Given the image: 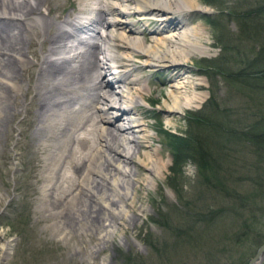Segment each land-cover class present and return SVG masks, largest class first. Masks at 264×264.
Here are the masks:
<instances>
[{"label":"rangeland","instance_id":"rangeland-1","mask_svg":"<svg viewBox=\"0 0 264 264\" xmlns=\"http://www.w3.org/2000/svg\"><path fill=\"white\" fill-rule=\"evenodd\" d=\"M21 1L23 2V0ZM54 1L48 0L52 8V13L48 17L49 20H53L58 24V21L61 23V20L64 19L63 17L75 15L78 2L75 0ZM84 1L89 2L90 5L96 4L95 0ZM99 1L97 0V2ZM130 3L125 4L126 11L131 12L127 16L130 23L129 28L140 31L141 33L137 36L147 43L150 39L149 31L156 29L159 24L146 21L140 22L137 16L133 14V6ZM199 3L203 9L210 11L203 10L206 12L191 13L190 22L201 24L208 33L210 39V41H206V44L210 47L208 54L206 53L205 56L193 55L184 63L182 68H174L168 71L160 68L152 69L136 59H132L128 64L130 79H136L138 82L133 86H127V90L129 88L142 90L141 94L130 95L132 101L134 99L132 107L136 108L133 117L138 123L143 122L144 129L147 131L146 134L149 136L147 144L143 142L142 135L138 140L142 141V145L157 150L160 159L168 163L167 170L163 172L160 179H154L151 187L145 185L144 180L148 178V175L142 171L137 163V165L135 164L137 169L143 172L139 171L135 176L138 182L130 191L137 195V201L132 207L123 210L128 220L134 218V225L132 226L130 223H128L129 225H123V222L114 218L113 213L110 214L112 211H115V213L117 210L119 211L117 206L104 205L102 202L91 205L79 204L80 206L76 204L78 200L87 203L93 201V197H86L85 194L89 193L84 189L82 190L81 186L85 182V178L86 180L91 178L88 176L89 172L91 170L95 171L92 168L97 165L98 161L94 158L90 160L89 169L82 168L83 164L78 163L80 167L77 165V168L72 170L73 174L68 172L71 170L69 168L60 170L59 173L64 176L60 179L61 182L67 180L70 176L77 175L78 177L82 175L79 176L80 189L67 196L65 201H48V196L54 195L59 198L66 194L69 188L59 189L58 191L53 189L50 195L45 191L49 183L44 178L49 177L50 183L53 182L54 185L60 175L57 173L49 175L42 172L41 162L45 155L43 152H47L44 147L53 144V139L50 137L52 130H48L47 135L41 134V130H39L38 133L40 134H38L35 133L34 125L35 123L38 124V121L48 123L50 118H47V115L54 114L57 110V113H59L62 107L53 103L54 101L48 96L49 100L44 103L41 110L37 105L35 106V100L28 95L21 98V101H24L22 103H26L25 106L27 105L26 112L23 111L15 118L9 117L13 96L10 87L0 82V92L5 93L3 94L5 100L9 99V102L5 103V112H0V249L5 244L10 247L11 251L0 264H237L247 261L254 255L261 245L258 237L254 232L253 237L250 235L249 241L239 243V245L234 242L236 236L235 238L232 236L234 232L237 233L242 211L238 208L228 209L231 208L234 201L220 187H217L215 180L202 177L196 164L191 162H188L182 168L179 176L170 173V167L172 166L171 151L173 149L170 146L171 142L167 140L168 134L176 136L178 139H174V142L179 145L181 140H185V137L193 132L199 133L209 145L217 142L218 137L212 131L205 126L197 128L193 121V118H197L198 114L209 113L207 106L211 99H216L221 108L231 110V120L236 122L239 119H249L251 112L257 114L258 109L264 106L262 95L259 94L250 95L254 97V100L250 101L248 98L243 97L240 91L234 93L233 96L227 79H224L225 76L219 75L221 71L218 69L220 67L235 72L239 71L243 68V65L239 63L243 52L248 50L250 46L256 45L257 49L264 44V31L259 36L252 37L257 41L242 42L243 44H241L242 40L247 39L246 29L242 26V19L245 17L246 19H252L255 14L254 11L263 5L264 0H200ZM40 8L45 10L42 6ZM55 16L57 17L55 18ZM107 18L112 21L114 16ZM3 25L5 26L3 28L7 30V34L12 33L10 32L12 29L10 28L11 24L0 23V26ZM83 36V33H77V38ZM219 37L222 41L219 40ZM83 38L86 40L85 37ZM68 43L73 44L70 41ZM1 44L0 40V50L2 48ZM226 45H230L231 50L223 54L222 51ZM46 47L45 44L43 47L37 44L33 49L35 53H38ZM79 50H83V48L79 46ZM109 50L110 48L107 49V51ZM114 52L122 54L119 49H114ZM63 53L58 56L67 57L69 54L67 51ZM235 58L238 59V63ZM229 59L236 63L233 65L225 63ZM219 60H223L221 66L218 65ZM112 64L113 66L116 65ZM3 66L5 65H1L0 79L10 83L15 75L14 68L9 60L8 67H5V70ZM34 71L33 78L29 83L23 74L18 76V81L23 87H26V85L31 86L36 78ZM113 72L115 71L113 70ZM177 73L189 76L192 80L202 79V85L197 89L207 94V96L199 107L185 109L183 112H178L169 118L165 115V108L162 107L163 98L158 96V91L160 89L166 95L168 92L167 81ZM10 76L11 78H9ZM114 86L117 87L116 83H114ZM211 91H213L212 95ZM142 96L146 101L141 98ZM258 100L259 102L263 100L259 106H257ZM31 104H33L32 107L37 113L38 121L34 119L32 114L27 112L28 106H31ZM139 108L141 109L139 110ZM7 110L8 113H6ZM116 112V110L111 109L108 113L113 114ZM141 112H148L151 115L143 117L140 116ZM122 124L124 123L121 119L111 127ZM80 133L77 132L75 137L78 138L81 135ZM219 141L222 145H226L225 148L231 150L229 152L231 161L223 163V167L231 169V173L227 170L223 172L218 170L223 173L219 180L223 181L224 173H230L224 176L228 181V186L237 188L241 193L248 189L253 191L254 188L244 179V176H250L245 169V165L251 160L241 161L242 156L240 158L241 162L237 163L236 160H239V158L233 159V157L237 158L240 155L241 145L235 139L228 141L226 144L222 140ZM77 146L79 147L78 144ZM145 149L148 150V148ZM145 149L140 151L144 152ZM218 154L221 158L223 157L220 152ZM49 161L52 163V160ZM95 161L97 162L93 163ZM244 163L246 164L244 165ZM139 174L140 176H138ZM42 177L45 182L40 180ZM241 178L244 182L238 183L237 179ZM210 183L213 184V187L210 186ZM82 192L85 194H81ZM56 193L59 195L57 196ZM92 205H95L96 210H100L101 216L104 214L105 217H110L115 221L113 222L115 224L114 228H108L109 231L108 229L102 230L103 228L100 226L103 220L99 218V212L93 214L94 218L92 219L94 220L88 218L87 211L83 210ZM61 209H64L61 214L63 215L62 218L68 216V221L59 220L56 211ZM77 209H82L83 212H77ZM223 210L224 212H222ZM262 214H264V209ZM71 217L77 218L86 226L80 227L81 225H79L73 228L70 226L67 229L64 225H69L65 222H69ZM259 219L264 221V216ZM253 228L256 229V225ZM260 231L263 235L264 228ZM107 232L110 236L105 241L103 238ZM198 254L200 255L195 258ZM188 259L189 261H187Z\"/></svg>","mask_w":264,"mask_h":264},{"label":"bare ground","instance_id":"bare-ground-1","mask_svg":"<svg viewBox=\"0 0 264 264\" xmlns=\"http://www.w3.org/2000/svg\"><path fill=\"white\" fill-rule=\"evenodd\" d=\"M75 1L78 2L75 15L65 16L61 23L58 21L57 24L48 19L52 13L48 0H23V2L0 0V23L11 24L10 28H12L10 31L12 33L7 34L5 26H0L2 43L0 70H2V64L5 65L4 70L8 67L9 60L15 72L10 83L0 79L1 84H7L10 87L13 96L12 102L10 101L11 112L7 110L6 113L9 112V117L15 118L23 111L26 112L27 105L22 103L24 102L21 101L22 97L30 95L35 100V106L41 109L50 96V99L54 101L52 102L62 108L60 107L59 113H57L58 110L54 113L58 115H47V118H50L48 123L38 121L33 104L27 109L28 114H32L38 121V124L34 125L35 133L41 130V134L47 135L48 130H52L50 137L53 139V144L46 145L47 141L45 143L44 148L47 152H43L45 155L41 162L42 172L49 175L57 173L60 177L54 185L53 182L50 183L49 177H45V181L49 183L47 186L45 184V191L50 195L53 189L58 191L69 188L67 193L59 198L46 194L48 201H65L67 196L80 189L79 176L82 175L70 176L61 182L60 179L64 176L59 173L60 170L69 168L71 170L68 172L72 173L77 165L80 167L78 163H82V168L87 169L90 166V160L94 158L98 161L93 162H97V165H93L94 168H92L95 171H87L91 178L87 180L85 178L81 186L82 190L89 193L81 194L93 197V201L89 199L91 203H87L78 200L76 204L91 205L102 202L104 205L117 206L119 211L117 210L116 213L112 211L110 214L113 213L114 218L123 222V225L130 223L132 226L134 218L128 220L123 210L132 207L137 201V195L130 192L138 182L135 176L139 171L145 172L148 175V178L144 180L145 185L151 187L154 179H160L163 172L167 170L168 163L160 159L157 150L142 145V141L138 140L142 135L143 142L147 144L149 136L146 134L143 122L138 123L133 117L136 108L132 107L134 99L132 101L130 95L141 94L142 90H134V88L127 90V86H133L138 82L136 79H130L128 64L132 59H136L152 69L160 68L168 71L182 68L193 55L205 56L210 48L206 44V41H210L208 33L201 24L191 23L190 20L191 13L210 10L203 9L199 3L200 0H100L99 2L95 0L96 4L93 5L84 0ZM127 2H131L133 14L140 22L153 18L159 24L156 29L149 31L150 39L147 43L137 36L141 33L140 31L129 28L127 16L131 12L125 9ZM41 6L45 10H42ZM110 16H114L112 21L107 18ZM144 25L147 26L145 23ZM78 32L83 33L86 40L77 38ZM69 41L73 44L68 43ZM37 44L41 47L45 44L47 47L35 53L33 48ZM79 46L83 50H79ZM108 48H110L109 51H107ZM112 48L121 50L122 54H116ZM66 51L69 53L67 57L58 56ZM112 63L116 65L113 66ZM33 70H35L36 78L31 86L23 87L18 81V76L23 74L29 83L33 78ZM167 84V94H163L159 89L158 96L163 98L162 107L165 108V115L169 118L185 109L199 107L207 96L197 89L202 85L200 78L192 80L189 76L177 73L167 81ZM3 94L5 93L0 92V112H5V103L9 100H5ZM141 98L146 101L143 96ZM111 109L117 112L109 114ZM107 114L109 115L106 116ZM150 115L148 112H141L140 116ZM121 119L124 124L111 127ZM77 132H81L78 138L75 137ZM141 149L146 151L141 152ZM49 160L54 163H50ZM136 163L142 171L137 169ZM44 179L42 177L40 180L44 181ZM82 209H77V212ZM63 211L64 209L57 210L56 214L60 221H68V216L62 218ZM83 211H87L90 219L94 218L95 212H99L98 216L103 220L100 226L102 230L114 228L115 221L105 217L104 214L101 216L100 210H96L95 205ZM81 222L71 217L69 222H65L69 225L64 226L67 229L70 226L71 228L79 225L86 226ZM108 236L110 234L107 232L103 239L106 241ZM0 251L1 262L11 251L5 244Z\"/></svg>","mask_w":264,"mask_h":264},{"label":"trees","instance_id":"trees-1","mask_svg":"<svg viewBox=\"0 0 264 264\" xmlns=\"http://www.w3.org/2000/svg\"><path fill=\"white\" fill-rule=\"evenodd\" d=\"M254 12L255 14L252 19H246V17L242 19V26L246 29L245 35L247 39L242 40L241 44H243L242 42L257 41V39L252 37H257L264 31V3ZM219 40L222 41L220 37ZM230 50V45H226L222 53L224 54ZM241 58L239 63L243 65V68L235 72L231 69H221L219 67L218 69L221 71L219 75L225 76L224 79H227L226 81L229 83L233 96L234 93L240 91L243 97L248 98L249 101L254 100V97L250 96L252 94L262 95V99L264 100V44L257 49L256 45L250 46L248 50L243 52ZM235 60L238 63V59L235 58ZM222 61L219 60V66H221ZM225 63L233 65L236 62L229 59ZM212 93L213 91H211V95ZM263 100L260 102L258 100L257 106ZM207 107L209 113H200L197 118H193V121L197 128L199 126H205L208 130L212 131L218 137L217 142L209 145L199 133L193 132V135L191 134L185 137V140H181V144L179 145L174 142V139L178 138L168 134L167 140L171 142L170 146L173 149L171 151L172 166L170 167V173L179 176L182 168L188 162L196 164L202 177L215 180L217 187H220L221 190L226 192L227 196L233 199L234 204L228 209L238 208L242 211V215L239 217L240 222L237 226V233L234 232L232 236L234 238L236 236L234 242L237 245L239 243L242 244V242H247L249 241L250 235L255 232L260 244H262L264 234L262 235L260 230L264 228V221H261V219L258 220V218L264 216L262 214V210L264 209V106L258 109V115L256 112H251L249 119H239L237 122L231 120L232 111L221 108L216 99H211ZM164 134L166 135L167 133ZM232 139H235L241 145L240 155L237 158L233 157V159L239 158V160H236L237 163L246 159L251 160L247 164L244 163V165L246 164L245 169L250 175L249 177L244 176V179L254 188L253 191L248 189L244 193H241L237 188H231L227 185L228 181L224 176L230 174L231 169L224 168L223 163L231 161L229 157L231 150L225 148L226 145H222L219 140H222L226 144ZM188 141L191 142L189 143ZM218 152L223 155L222 158ZM242 156L243 158L240 161ZM218 170L222 172L227 170L230 173H224L223 181H220L219 177L223 173H220ZM237 182L243 183L244 180L242 178L237 179ZM210 186L213 187V184L210 183ZM255 225L256 229L253 228ZM199 255H196L195 258ZM248 260L237 264H247Z\"/></svg>","mask_w":264,"mask_h":264},{"label":"water","instance_id":"water-1","mask_svg":"<svg viewBox=\"0 0 264 264\" xmlns=\"http://www.w3.org/2000/svg\"><path fill=\"white\" fill-rule=\"evenodd\" d=\"M247 264H264V242L257 248L254 256L248 260Z\"/></svg>","mask_w":264,"mask_h":264}]
</instances>
